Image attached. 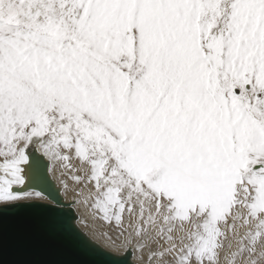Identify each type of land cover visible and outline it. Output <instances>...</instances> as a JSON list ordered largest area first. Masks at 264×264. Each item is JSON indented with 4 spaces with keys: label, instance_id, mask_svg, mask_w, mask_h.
<instances>
[{
    "label": "snow or ice",
    "instance_id": "snow-or-ice-1",
    "mask_svg": "<svg viewBox=\"0 0 264 264\" xmlns=\"http://www.w3.org/2000/svg\"><path fill=\"white\" fill-rule=\"evenodd\" d=\"M90 223L123 264H264V0H0L3 243Z\"/></svg>",
    "mask_w": 264,
    "mask_h": 264
},
{
    "label": "water",
    "instance_id": "water-1",
    "mask_svg": "<svg viewBox=\"0 0 264 264\" xmlns=\"http://www.w3.org/2000/svg\"><path fill=\"white\" fill-rule=\"evenodd\" d=\"M105 249L101 244L97 248L67 241L43 249L11 252L3 243L0 226V264H123L117 254L110 255Z\"/></svg>",
    "mask_w": 264,
    "mask_h": 264
},
{
    "label": "bare ground",
    "instance_id": "bare-ground-1",
    "mask_svg": "<svg viewBox=\"0 0 264 264\" xmlns=\"http://www.w3.org/2000/svg\"><path fill=\"white\" fill-rule=\"evenodd\" d=\"M87 215V213H85ZM81 228L88 232L90 236H92L94 239H96L101 245H103L105 248H107L106 241L103 239V237L100 235V226L98 224H89L88 227H84V225H81Z\"/></svg>",
    "mask_w": 264,
    "mask_h": 264
}]
</instances>
